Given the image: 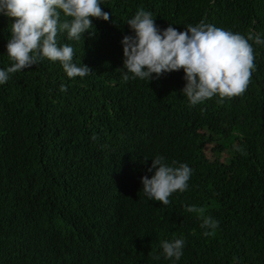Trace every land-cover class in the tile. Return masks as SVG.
Listing matches in <instances>:
<instances>
[{
    "label": "trees",
    "instance_id": "obj_1",
    "mask_svg": "<svg viewBox=\"0 0 264 264\" xmlns=\"http://www.w3.org/2000/svg\"><path fill=\"white\" fill-rule=\"evenodd\" d=\"M101 3L110 19L92 18L94 34L59 37L89 75L70 79L45 58L0 84V264H264V45L250 41L256 69L223 103L191 106L183 69L150 82L121 69L140 7L161 29L204 20L264 39V0ZM11 23L0 14V69L12 63ZM157 155L193 170L166 206L142 190ZM190 205L219 222L215 235ZM181 237V259H164L160 241Z\"/></svg>",
    "mask_w": 264,
    "mask_h": 264
},
{
    "label": "clouds",
    "instance_id": "obj_2",
    "mask_svg": "<svg viewBox=\"0 0 264 264\" xmlns=\"http://www.w3.org/2000/svg\"><path fill=\"white\" fill-rule=\"evenodd\" d=\"M101 0H0V14L11 23L10 39L6 50L11 66L0 69V84L7 83L10 74L23 71L43 59L59 61L70 79L85 77L92 72L87 64L73 62L75 50L70 44H60L59 37L66 33L69 41H80L87 31L94 34L92 18L109 21L110 14L101 7ZM63 14L64 19L61 20ZM134 35H125L123 46V80L159 79L167 73L183 69L186 81L180 92L191 106L219 96L223 98L241 95L248 87L254 63V42L264 45V39L255 33L247 36L221 29L201 20L195 26L185 25L183 31L171 26L161 29L150 11L140 7L126 21ZM155 74V75H154ZM60 90L67 91L61 84ZM95 138V137H94ZM148 158H145L146 162ZM165 162V157L152 158L147 171L149 177H141L144 195L163 205L170 204L173 193L188 189L192 169L186 163ZM189 213H199L205 236L215 235L219 222L204 216L205 209L196 205L186 206ZM185 240L173 238L160 241L161 255L166 260L179 261L183 255ZM161 255H153L160 260ZM235 260L236 257H233Z\"/></svg>",
    "mask_w": 264,
    "mask_h": 264
}]
</instances>
